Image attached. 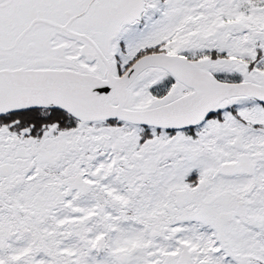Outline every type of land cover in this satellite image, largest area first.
I'll use <instances>...</instances> for the list:
<instances>
[{"label":"snow or ice","instance_id":"6c2138e0","mask_svg":"<svg viewBox=\"0 0 264 264\" xmlns=\"http://www.w3.org/2000/svg\"><path fill=\"white\" fill-rule=\"evenodd\" d=\"M0 264H264V0H0Z\"/></svg>","mask_w":264,"mask_h":264}]
</instances>
